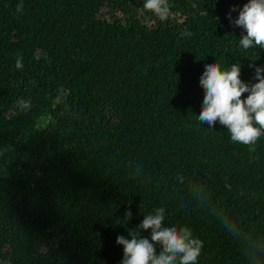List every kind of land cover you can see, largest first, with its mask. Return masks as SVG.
Segmentation results:
<instances>
[{"label": "trees", "instance_id": "trees-1", "mask_svg": "<svg viewBox=\"0 0 264 264\" xmlns=\"http://www.w3.org/2000/svg\"><path fill=\"white\" fill-rule=\"evenodd\" d=\"M22 2L0 0V264H120L116 237L150 239L158 207L197 264H264V136L253 152L198 119L207 63L249 84L264 67L227 18L248 0H168L164 21L143 0Z\"/></svg>", "mask_w": 264, "mask_h": 264}, {"label": "clouds", "instance_id": "clouds-1", "mask_svg": "<svg viewBox=\"0 0 264 264\" xmlns=\"http://www.w3.org/2000/svg\"><path fill=\"white\" fill-rule=\"evenodd\" d=\"M143 9L151 12L161 21L168 18V0H143ZM233 11L235 8L232 9ZM16 12H23V2L16 5ZM229 22L244 30L239 39L242 49L257 47L264 49V0H248L233 20ZM249 64V67H253ZM17 69L23 68L22 58L15 62ZM264 67L255 66V82L245 83L240 78V64L232 63L223 69L215 62L207 63L199 78L204 90L202 108L198 114L199 122L213 126L217 121L230 134L232 142L255 151L258 140L264 136ZM247 93V96H243ZM243 97V98H242ZM21 111H27L31 102L20 98L17 101ZM230 188V185H225ZM132 216L127 211L126 218ZM165 208L158 207L151 214L144 215L138 226L151 230L150 239L141 237L135 229L129 232L130 239L118 235L116 243L123 246L120 264H197L201 255L203 241L195 238L189 227L166 225ZM161 250L157 253L155 245Z\"/></svg>", "mask_w": 264, "mask_h": 264}]
</instances>
